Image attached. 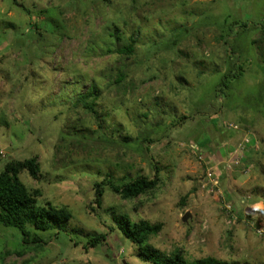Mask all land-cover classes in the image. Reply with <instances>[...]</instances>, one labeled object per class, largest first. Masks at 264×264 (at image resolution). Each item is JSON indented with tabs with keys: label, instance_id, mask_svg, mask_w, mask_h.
<instances>
[{
	"label": "rangeland",
	"instance_id": "1",
	"mask_svg": "<svg viewBox=\"0 0 264 264\" xmlns=\"http://www.w3.org/2000/svg\"><path fill=\"white\" fill-rule=\"evenodd\" d=\"M32 158L21 183L71 219L38 245L0 227V264H148L115 216L168 256L264 264V0H0V172ZM136 177L156 186L107 183Z\"/></svg>",
	"mask_w": 264,
	"mask_h": 264
},
{
	"label": "trees",
	"instance_id": "2",
	"mask_svg": "<svg viewBox=\"0 0 264 264\" xmlns=\"http://www.w3.org/2000/svg\"><path fill=\"white\" fill-rule=\"evenodd\" d=\"M116 51L121 54H131L133 47L127 45ZM98 95L97 87L92 85L87 92L77 95L76 101L95 118L99 127L98 133L102 134L104 133L103 120L99 118L94 102ZM87 138L88 134L82 136V139ZM119 140L121 142L120 137ZM106 141L109 145L116 143L113 137ZM22 171H26L33 180H38L40 173L36 158L18 164H6L0 172V227L16 230L23 245H38L43 242L39 236L41 234L52 231L66 232L65 224L71 219V214L66 209L57 208L51 204L38 206L36 197L40 196V192L35 190L29 193L26 190L19 179V174ZM107 183L111 191L121 199H132L153 189L157 181L136 177L126 183L116 184L112 178H109ZM94 192L93 204L101 207L103 189L100 183L94 184ZM114 220L116 229L124 238L138 247L139 257L148 264H229L210 257L190 263L178 254L168 256L147 244L150 237L156 236L160 232L161 225H152L145 221L131 223L127 218L121 216H115ZM102 241H104V237L93 236L89 240V245L91 248H95Z\"/></svg>",
	"mask_w": 264,
	"mask_h": 264
},
{
	"label": "built area",
	"instance_id": "3",
	"mask_svg": "<svg viewBox=\"0 0 264 264\" xmlns=\"http://www.w3.org/2000/svg\"><path fill=\"white\" fill-rule=\"evenodd\" d=\"M232 129H236L235 127H233ZM196 150V149H195ZM235 154H232L233 158L235 157L236 158V162H238V159H237V156H236V152H234ZM206 176L208 177L209 181L212 183V185H216V182H215V179H214V176H213V172H208L207 171V174Z\"/></svg>",
	"mask_w": 264,
	"mask_h": 264
},
{
	"label": "water",
	"instance_id": "4",
	"mask_svg": "<svg viewBox=\"0 0 264 264\" xmlns=\"http://www.w3.org/2000/svg\"><path fill=\"white\" fill-rule=\"evenodd\" d=\"M186 218H187V216H184L183 218H182V221H186Z\"/></svg>",
	"mask_w": 264,
	"mask_h": 264
}]
</instances>
